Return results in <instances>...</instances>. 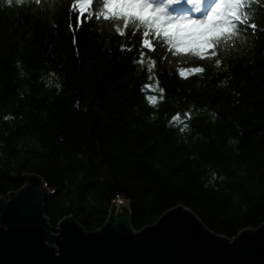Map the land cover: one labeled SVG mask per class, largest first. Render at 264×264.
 Instances as JSON below:
<instances>
[{"label":"trees","instance_id":"trees-1","mask_svg":"<svg viewBox=\"0 0 264 264\" xmlns=\"http://www.w3.org/2000/svg\"><path fill=\"white\" fill-rule=\"evenodd\" d=\"M125 1L0 0V198L37 178L54 227L98 230L118 199L137 231L180 205L261 226L264 0H209L184 42Z\"/></svg>","mask_w":264,"mask_h":264},{"label":"water","instance_id":"water-1","mask_svg":"<svg viewBox=\"0 0 264 264\" xmlns=\"http://www.w3.org/2000/svg\"><path fill=\"white\" fill-rule=\"evenodd\" d=\"M32 182L0 200V264H264V223L230 239L180 205L139 231L130 215L114 209L98 230L73 216L56 230L45 215L41 183Z\"/></svg>","mask_w":264,"mask_h":264},{"label":"rangeland","instance_id":"rangeland-1","mask_svg":"<svg viewBox=\"0 0 264 264\" xmlns=\"http://www.w3.org/2000/svg\"><path fill=\"white\" fill-rule=\"evenodd\" d=\"M36 180H38L37 178H36ZM34 182H30L29 184H27L25 187H23L22 189H20V190H18V191H16V192H23L25 189H26V191L30 188V186L33 184ZM36 183H41V185H40V189L43 191V193L46 195V190H45V187H44V185H43V183L41 182V181H36ZM1 199H4V200H8L9 198H8V195H7V197H4V198H0V200ZM114 210H116V212L115 213H119V214H123V215H127V216H131V213H130V211H129V204H128V202L127 201H125V200H121V199H118L117 201H116V203L114 204ZM114 213V214H115ZM114 214L112 215V217L114 216ZM51 227V226H50ZM52 227H54V226H52ZM51 227V228H52ZM58 227V226H57ZM57 227H55V229L57 228ZM57 230V229H56ZM56 230H54V229H51V233H52V235H56V234H58V232L56 231Z\"/></svg>","mask_w":264,"mask_h":264}]
</instances>
